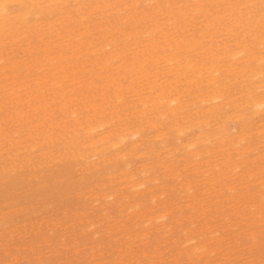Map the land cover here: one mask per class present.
<instances>
[{
  "label": "rangeland",
  "instance_id": "rangeland-1",
  "mask_svg": "<svg viewBox=\"0 0 264 264\" xmlns=\"http://www.w3.org/2000/svg\"><path fill=\"white\" fill-rule=\"evenodd\" d=\"M229 1L204 0L199 15L179 12L184 0H122L132 17L103 0L54 2L50 22L14 12L0 37V264H264V112L250 107L264 0ZM105 38L115 46L95 51ZM186 59L219 64L217 84ZM157 91H182L183 108L155 105ZM100 121L109 132L88 136ZM126 126L139 133L110 146Z\"/></svg>",
  "mask_w": 264,
  "mask_h": 264
},
{
  "label": "bare ground",
  "instance_id": "bare-ground-1",
  "mask_svg": "<svg viewBox=\"0 0 264 264\" xmlns=\"http://www.w3.org/2000/svg\"><path fill=\"white\" fill-rule=\"evenodd\" d=\"M31 1V4H32V9H33V11L31 12V10L29 9V8H27L26 7V5H25V0H0V37L2 38V36H4L7 32H9V29H11L10 28V26H9V20L13 17V14H15L19 9H24V12H23V16H24V14H25V16H27L29 13H31V15L32 14H39V16H40V14L41 13H45L46 14V17H47V21H51V20H48V18L49 17H52V15L51 16H49V13H50V8H51V5L54 3V2H57L58 4L59 3H65V1H67V0H48L49 1V4H47L46 6H45V8H43V2H44V0H30ZM102 1V0H101ZM121 1L122 0H103V5L105 6V11H108V9H110V8H112V7H115V8H117V10L119 11V10H122V9H126V10H129V9H131L129 6H128V4H126L125 6H122V7H117L118 5H120L121 4ZM133 3L132 4H135L136 2H138L139 0H131ZM152 1V0H151ZM203 1L204 0H184V2H183V4L182 5H180L179 6V12H180V10L181 9H185L184 11L185 12H187V11H191V12H196V14H197V12L198 11H202L203 10V6H204V3H203ZM207 1V0H206ZM215 1V0H214ZM223 1V0H222ZM229 1V0H228ZM233 1V0H232ZM252 1V0H251ZM148 2V1H147ZM168 2V1H167ZM230 2V1H229ZM237 2V1H236ZM126 2H124V4H125ZM244 3V2H243ZM252 3V2H251ZM250 3V4H251ZM115 4V6H113ZM158 4V3H157ZM170 4V3H169ZM216 5V4H215ZM232 5V4H231ZM243 5V4H242ZM15 6H17V8L15 7ZM95 6V8H97L99 5H94ZM94 6H92V7H94ZM170 6V5H169ZM224 6V5H223ZM233 6V5H232ZM244 6V5H243ZM160 7V6H159ZM173 7V6H172ZM225 7V6H224ZM234 7V6H233ZM133 8V7H132ZM171 8V7H170ZM174 8V7H173ZM212 8H214V7H212ZM218 8H219V6H218ZM94 9V8H93ZM216 9V8H215ZM77 10V9H76ZM79 10V9H78ZM92 10V9H91ZM240 10V9H239ZM20 11V10H19ZM19 11H18V13H19ZM173 11V10H172ZM182 11V10H181ZM208 11V10H207ZM228 11V10H227ZM237 11H238V9H237ZM15 12V13H14ZM136 12H138V11H136V10H133V11H128L127 12V16H133V14H135ZM210 12V11H209ZM226 12V11H225ZM230 12V11H229ZM166 13V12H165ZM170 13H171V11H170ZM240 13V12H239ZM253 13V12H252ZM184 14V13H183ZM195 14V13H194ZM216 14V13H215ZM215 14H214V16H215ZM234 14H235V12H234ZM241 14V13H240ZM247 14V13H246ZM43 14H41V16H42ZM188 15V14H187ZM197 15H199V13L197 14ZM204 15V14H203ZM210 15V14H209ZM222 15V14H221ZM16 16H18L17 14H16ZM15 16V17H16ZM24 16V17H25ZM38 16V15H37ZM37 16H35L37 19H39ZM40 16V17H41ZM185 16V15H184ZM183 16V17H184ZM228 16V15H227ZM234 16V15H233ZM248 16H249V14H248ZM24 17H23V19H24ZM29 17V16H28ZM123 18H125V15L124 16H122ZM139 17V16H138ZM211 17V16H210ZM229 17V16H228ZM255 17H257V16H255ZM263 17V16H262ZM182 18V17H181ZM190 18V17H189ZM253 18V17H252ZM41 19V18H40ZM168 19L171 21V20H173V23H175V22H177V20H176V18H175V16L172 14V15H169L168 14ZM184 19V18H183ZM216 19H218V18H216ZM229 19H230V17H229ZM239 19V18H238ZM20 20V19H19ZM25 20L26 19H24V22H25ZM256 20V19H255ZM258 20V19H257ZM37 21V20H36ZM242 21V20H241ZM259 21V20H258ZM22 22V21H21ZM210 22H211V20H210ZM234 22H235V20H234ZM154 23V22H153ZM162 23H165V22H162ZM179 23V22H178ZM208 23V27H211V26H209V22H207ZM244 23H245V21H244ZM250 23V22H249ZM252 23V22H251ZM47 24V23H46ZM49 24V23H48ZM83 24V23H82ZM85 24V23H84ZM154 24H156V25H158V21L157 22H155ZM227 24V23H226ZM239 24V23H238ZM257 24V23H256ZM205 25H207V24H205ZM218 25V24H217ZM222 25V24H221ZM178 25H176L175 24V26L174 27H177ZM223 26V25H222ZM227 26V25H226ZM226 26H224L225 28H226ZM231 26V25H230ZM207 27V28H208ZM157 28V27H156ZM228 28H229V25H228ZM233 28V27H232ZM160 29V28H159ZM162 29V28H161ZM214 29H216V28H214ZM220 29H222V28H220ZM227 29V28H226ZM225 29V30H226ZM229 29H231V27L229 28ZM252 29H253V27H252ZM233 30V29H232ZM249 30V29H248ZM200 32V31H199ZM220 32V31H219ZM226 32V31H225ZM231 32V31H230ZM230 32H227V33H230ZM161 33H163V34H161L163 37H168L170 34H168V32L167 31H161ZM175 33V32H174ZM173 33V34H174ZM204 34V33H203ZM206 34V33H205ZM204 36V35H203ZM208 36V35H207ZM13 37V36H12ZM174 37L175 36H173V39H174ZM205 37V36H204ZM14 38V37H13ZM177 38H178V35H177ZM174 39L175 41H177L178 39ZM191 38H192V36H191ZM190 38V39H191ZM194 38V37H193ZM201 39V38H200ZM205 39V38H204ZM105 41H104V43H103V45L100 47V48H95L94 50L95 51H100V49H103V51H100L102 54H104V52H105V46H112V47H114L115 45L113 44V42L111 41V39H108V38H105L104 39ZM240 40H241V38H240ZM1 41V40H0ZM114 41V40H113ZM183 41V40H182ZM184 41H187L186 39L184 40ZM183 41V42H184ZM195 41H197L196 39H195ZM194 40H193V42H195ZM222 41V40H221ZM3 42V41H2ZM4 42H5V39H4ZM3 42V43H4ZM79 42V41H78ZM143 42V41H142ZM182 42V43H183ZM188 42H192V40L190 41V40H188ZM198 43H200V41H199V39H198V41H197ZM238 42V41H237ZM237 42H235L236 43V45H238V44H240V42L239 43H237ZM196 43V42H195ZM217 43V42H216ZM230 43V42H229ZM245 43V42H244ZM243 43V44H244ZM261 43V42H260ZM190 44V43H189ZM188 44V45H189ZM221 44V43H220ZM193 46H197V45H194V44H192ZM192 45H191V47H192ZM203 45V44H202ZM209 45H211V44H209ZM218 45H219V43H218ZM244 46H246V45H243V47ZM176 47V46H175ZM175 47H174V50H175ZM177 47H180V45H177ZM189 47V46H188ZM217 48H218V46H216ZM242 47V48H243ZM190 48V47H189ZM196 48V47H195ZM241 48V49H242ZM0 49H2V48H0ZM177 49H179V48H177ZM238 49V48H237ZM240 49V48H239ZM238 49V50H239ZM245 49V48H244ZM6 50V49H5ZM116 50V49H115ZM148 50V49H147ZM173 50V51H174ZM210 50H212V49H210ZM218 50V49H217ZM233 50V49H232ZM12 51V50H11ZM114 51V50H113ZM173 51H172V53H173ZM115 52V51H114ZM178 52V51H177ZM213 52H215V51H213ZM212 52V53H213ZM245 52V51H244ZM2 53V52H1ZM63 53V52H62ZM74 53H75V51H74ZM237 53H240V51H237V52H233L231 55H232V57L233 56H235V55H239V54H237ZM61 54V53H60ZM160 54V53H159ZM176 53H174L173 55H171V57L169 58H167V59H165L164 61H166V65H169L168 67H170L171 69L170 70H172L174 67H171L172 65L174 66V64L173 63H178V61L179 60H177V55H175ZM218 54H219V52H218ZM62 55H64V54H62ZM62 55H61V58H63L62 57ZM180 55V54H179ZM183 55H185V53L183 54ZM230 55V56H231ZM242 55V54H241ZM249 55V54H248ZM253 55V54H252ZM50 56H52V55H50ZM58 56V55H57ZM181 56V55H180ZM212 56H213V54H212ZM211 56V57H212ZM260 55H258V57H257V59L259 60H264V58H263V56H260ZM60 57V56H59ZM158 57V56H157ZM161 57V56H160ZM159 57V58H160ZM255 57V56H254ZM57 58V57H56ZM153 58H155V57H153ZM179 58V57H178ZM218 58H219V56H218ZM52 59V58H51ZM53 59H55V57L53 58ZM233 59V58H232ZM0 60H2V57H0ZM4 60V59H3ZM37 60V59H36ZM62 60V59H61ZM157 60V59H156ZM190 60V59H189ZM188 60V61H189ZM5 61H8L7 59L5 60ZM46 61H47V59H46ZM52 61V60H51ZM60 61V60H59ZM154 61V60H153ZM159 61V60H158ZM185 61H187V59L185 60ZM184 61V62H185ZM187 61V62H188ZM211 61V60H210ZM40 62V61H39ZM53 62V61H52ZM133 62V61H132ZM4 63V62H3ZM11 63V62H10ZM10 63H9V65H10ZM16 63V62H15ZM15 63H12V64H15ZM19 62H17V64H18ZM21 63V62H20ZM38 63V62H37ZM44 63V62H43ZM57 63H58V61H57ZM64 63V62H63ZM63 63L61 64L60 63V65H61V67H62V65H63ZM182 63V62H181ZM193 63V64H192ZM217 63V62H216ZM16 64V65H17ZM139 64V63H138ZM141 64V63H140ZM143 64V63H142ZM142 64H141V66H142ZM180 64V63H179ZM210 64L211 65H209L208 67H206L205 69V71L206 72H208L207 74L205 73V71H203L202 69L203 68H201V67H199L198 66V68H196L195 66H193L194 65V61L192 62V60H190L189 62H188V64H187V66H186V68H190V70L193 72V74L195 75V72H196V70H198V72H199V76L201 77L204 73L206 74V76H207V80H208V82H210V84L209 85H212V86H214L215 84H217V82L219 81V75H217V72L220 70L219 69V64H214L213 62L211 63L210 62ZM3 65V66H2ZM2 65H0V74H1V69L4 67V68H6L7 66H9V65H7L6 67H5V63L4 64H2ZM24 65V64H23ZM42 65H44V64H42ZM130 65V64H129ZM131 65H134V64H132L131 63ZM196 65V64H195ZM199 65V64H198ZM202 65V64H201ZM207 64H205L204 66H206ZM256 65V64H255ZM28 66V65H27ZM47 66V65H46ZM48 66H50V65H48ZM57 66V65H56ZM55 66V67H56ZM140 66V65H139ZM197 66V65H196ZM203 66V65H202ZM232 66V65H231ZM257 66H259V65H257ZM9 67H11V65L9 66ZM13 67V66H12ZM45 67V66H44ZM60 67V66H59ZM58 67V68H59ZM134 67V66H133ZM230 67V66H229ZM41 68H43L42 66H41ZM144 68H146V67H144ZM221 68V67H220ZM63 69V68H62ZM143 69V68H142ZM261 69V68H260ZM56 70V69H55ZM146 70H148L147 68H146ZM173 71H176V70H173ZM256 71V70H255ZM19 72V71H18ZM18 72H16V73H18ZM142 72H144V71H142ZM190 72V71H189ZM259 73L257 74V75H259L261 72H260V70L258 71ZM6 73V72H5ZM14 72H12V74H13ZM187 73V72H186ZM143 74V73H142ZM177 74H178V71H177ZM180 74V73H179ZM219 74V73H218ZM262 74V73H261ZM260 74V75H261ZM3 75H5V74H3ZM6 75H7V73H6ZM5 75V76H6ZM14 75V74H13ZM17 75V74H16ZM150 75V74H149ZM181 75H184V74H181ZM255 75V74H254ZM8 76V75H7ZM145 76V75H144ZM147 76V75H146ZM145 76V77H146ZM180 76V75H179ZM178 76V77H179ZM189 76V75H188ZM175 77H176V75H175ZM205 77V76H204ZM18 78V77H17ZM177 78V77H176ZM175 78V79H176ZM202 78V77H201ZM261 78V77H260ZM14 79V78H13ZM174 79V80H175ZM16 80V79H15ZM172 80V79H171ZM198 80V79H197ZM20 81V80H19ZM161 81V80H160ZM168 81V80H167ZM194 81V80H193ZM18 82V81H17ZM119 82V81H118ZM156 82H158V81H156ZM160 83V82H159ZM201 83V82H200ZM199 83V84H200ZM22 84V83H21ZM56 84H57V82H56ZM55 84V85H56ZM150 84V83H149ZM17 85H20V83L19 84H17ZM58 85V84H57ZM160 85H161V83H160ZM251 85H252V83H251ZM254 85V84H253ZM21 86H23V85H21ZM118 86V85H117ZM196 86V85H195ZM4 87V86H3ZM118 87H121V85H119ZM20 88V87H19ZM150 88V87H149ZM153 88V87H152ZM204 88V87H203ZM217 88V87H216ZM119 89V88H118ZM148 89V88H147ZM212 89L213 90H215L214 89V87H212ZM254 89L255 90H263L262 92H259V94L257 95V96H255L254 98H252V100H251V102H250V107H252V108H254L257 112H264V78H261V79H259V83H257V84H255V86H254ZM13 90H14V87H13ZM212 90V91H213ZM249 90H250V88H249ZM257 92V91H256ZM149 93V92H148ZM157 93H159V91H157ZM181 93H182V91L180 92V91H178V92H176V93H168V92H160L156 97L157 98H159V99H157V100H155L154 101V104L156 105H158L160 102H162V104L163 105H165L167 108H169L170 110H172L170 113H177L179 110H181L182 108H183V106L184 105H182V103H181V98H182V95H181ZM218 93V92H217ZM219 93H220V91H219ZM250 93V92H249ZM261 93V94H260ZM156 94V93H155ZM118 95H119V93H118ZM117 95V96H118ZM200 95V94H199ZM203 96H202V99L200 100V102L202 103V102H205V101H208V100H210V101H214L215 99H218L219 97H221L223 94L222 93H220V94H213L212 96H208V95H204V94H202ZM211 95V94H210ZM251 95V94H250ZM119 96H121V95H119ZM144 98V97H143ZM222 98V97H221ZM81 99V98H80ZM139 99V98H138ZM154 99V98H153ZM156 99V98H155ZM165 99V100H164ZM220 99V98H219ZM86 100V99H85ZM82 101V100H81ZM144 102H146L145 100H144ZM151 102H152V100H151ZM203 104V103H202ZM103 107V106H102ZM240 107V106H239ZM145 109V108H144ZM210 109H211V107H210ZM166 110L167 109H165V111H161V112H159V113H161V114H163V113H166ZM74 113H76V110H74L73 111ZM101 114H102V112H100ZM98 114V113H97ZM145 114V113H144ZM105 115V114H104ZM182 115V114H181ZM243 115V114H242ZM127 116V115H126ZM169 117V116H168ZM166 119H168V118H166ZM175 120V119H174ZM177 121V120H176ZM165 122V121H164ZM2 123V122H1ZM89 124V123H88ZM153 124V123H152ZM108 125V124H107ZM104 126V123L103 122H98V123H94V124H92V123H90L88 126H87V132H88V136H90V135H92V136H94V135H98L99 136V134L100 133H102V135L103 134H105V132H109V130H106V128H104L103 129V131H101V132H99V133H96L97 132V128L98 127H103ZM120 126H121V124H120ZM176 126V125H175ZM175 126H173V127H175ZM246 126V125H245ZM245 128H247V127H245ZM138 129V128H137ZM176 129L178 130L177 132H181V130H182V128L181 127H176ZM241 129V128H240ZM244 129V128H243ZM260 129V128H259ZM130 126H126V127H122V129H121V131L119 132V133H117L116 134V136H115V140L114 141H111L110 142V146H116L117 147V149L119 150L120 149V147L121 146H119L123 141H125V139L128 137V136H134V135H136V134H138L139 132H138V130H130ZM180 130V131H179ZM138 132V133H137ZM187 133V132H186ZM204 132H202L201 134L204 136L205 135V137H206V133H204ZM163 134V133H162ZM181 135L183 134V133H180ZM180 134H179V136L178 137H180ZM188 134V133H187ZM201 134H200V136H201ZM240 134H241V132H240ZM110 136V135H109ZM141 136V135H140ZM199 136V137H200ZM243 136V135H242ZM87 137V136H86ZM101 137H104V135L103 136H101ZM100 137V138H101ZM159 137V136H158ZM183 137V136H182ZM224 137V136H223ZM222 137V138H223ZM227 137V136H226ZM99 138V137H98ZM141 138V137H140ZM181 138V137H180ZM203 137H201V139H202ZM225 138V137H224ZM103 139L104 138H101V142H103ZM192 139V138H191ZM201 139H198V141L199 140H201ZM208 139V138H207ZM108 140V139H107ZM194 140H196V139H194ZM194 140H189L188 141V143H187V145L188 146H190V145H193V148H194V146H195V142L197 141H195L194 142ZM210 140V139H209ZM109 141V140H108ZM106 144V143H105ZM104 144V145H105ZM101 145H103V144H101ZM136 145V144H135ZM119 147V148H118ZM191 147V146H190ZM122 148H123V146H122ZM239 148V147H238ZM228 150V149H227ZM196 154H200V152L199 151H196ZM97 155V154H96ZM227 159V158H226ZM229 159V158H228ZM231 159V158H230ZM224 163V162H223ZM236 165L238 166V163H236ZM240 165V164H239ZM150 170V169H149ZM145 172V171H144ZM136 177V176H135ZM146 178H149V177H146ZM155 179H156V177H155ZM130 183H131V187H134V192L136 193V192H138V191H142V190H140V188L142 187V186H144V184H145V181H139V180H131L130 181ZM149 188V187H148ZM191 188V186H188V189H190ZM147 190V189H146ZM137 194V193H136ZM112 196V195H111ZM260 209V208H259ZM166 212V211H165ZM162 213H164V212H162ZM260 213V212H259ZM156 215V214H155ZM259 215V214H258ZM261 215V214H260ZM151 216V215H150ZM161 216H164L163 218H165V214H160V215H157L156 216V218H159L160 219V217ZM244 216V215H243ZM264 216V215H263ZM263 216H261V217H263ZM153 218L152 217H149L148 216V218H147V221L146 222H148V221H150V220H152ZM150 223V222H149ZM206 227V226H205ZM206 229V228H205ZM193 238V236L192 237H189V239H192ZM254 238V237H253ZM201 239V238H200ZM192 240H195V239H192ZM189 242V240H187V243ZM203 243V242H202ZM204 246H205V244H202V245H199L198 246V248L197 249H199L200 250V248H202L203 247V249H205L204 248ZM197 247V246H196ZM195 247V248H196ZM205 247H207V246H205ZM192 248V247H191ZM207 249H208V247H207ZM193 250V249H192ZM198 250V251H199ZM195 251V250H194ZM202 251V250H201ZM202 253V252H201ZM196 254V253H195ZM197 254H198V252H197Z\"/></svg>",
  "mask_w": 264,
  "mask_h": 264
}]
</instances>
